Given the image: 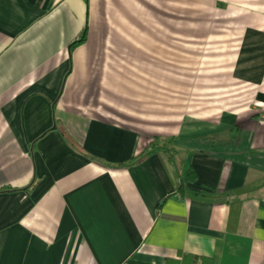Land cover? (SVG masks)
<instances>
[{
    "label": "crops",
    "instance_id": "crops-1",
    "mask_svg": "<svg viewBox=\"0 0 264 264\" xmlns=\"http://www.w3.org/2000/svg\"><path fill=\"white\" fill-rule=\"evenodd\" d=\"M231 2L244 102L175 120L157 14L210 2L0 0V264H264V0Z\"/></svg>",
    "mask_w": 264,
    "mask_h": 264
},
{
    "label": "rangeland",
    "instance_id": "rangeland-1",
    "mask_svg": "<svg viewBox=\"0 0 264 264\" xmlns=\"http://www.w3.org/2000/svg\"><path fill=\"white\" fill-rule=\"evenodd\" d=\"M206 1L210 4H173L168 16L165 9L157 14V55L166 60L167 68L156 78L157 106L163 118L214 115L231 108V98L244 102L245 94L238 92L242 88L236 89V83L231 86L230 78L231 58L243 34L244 17L231 0ZM142 16L156 20L144 10ZM163 35L166 40L161 39Z\"/></svg>",
    "mask_w": 264,
    "mask_h": 264
},
{
    "label": "trees",
    "instance_id": "trees-1",
    "mask_svg": "<svg viewBox=\"0 0 264 264\" xmlns=\"http://www.w3.org/2000/svg\"><path fill=\"white\" fill-rule=\"evenodd\" d=\"M86 33H87V29H85L83 31V33L81 34L79 39H77L76 41H74L70 45V49L71 50L76 45H78V44H80V43L85 41ZM171 143H172V139L171 138H165V137L157 136V137L153 138V140L149 143V145L144 150H142L139 154H137L136 156H134L133 158L128 160L126 163L127 164L138 163L145 156H147V155H149L151 153L157 152L160 149H165L167 152H169L170 156L172 157L174 155V152H173V148H172ZM15 190L16 189H12V188L0 189V192H3V191H15ZM182 192H183V185H180L178 187V189H177V192L172 194V195H170V196L176 197V196L179 195V193H182ZM231 206H234V202H231ZM234 207L236 208V206H234ZM200 259L202 260V263L205 264L207 259L203 258V257L200 258ZM197 260H199V258L197 256L180 252L178 258H167V264H196Z\"/></svg>",
    "mask_w": 264,
    "mask_h": 264
}]
</instances>
